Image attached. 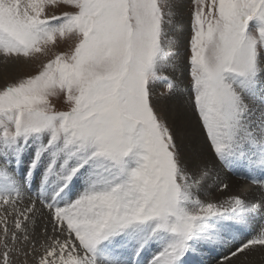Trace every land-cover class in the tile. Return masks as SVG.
I'll return each mask as SVG.
<instances>
[{
    "label": "snow or ice",
    "instance_id": "obj_1",
    "mask_svg": "<svg viewBox=\"0 0 264 264\" xmlns=\"http://www.w3.org/2000/svg\"><path fill=\"white\" fill-rule=\"evenodd\" d=\"M194 2L185 89L170 50L181 0H0L3 56L76 38L0 88V264L14 252L34 264H141L149 246L148 264H191L214 247L233 245L226 260L264 247V227L236 243L264 215V180H253L259 196L206 199L230 187L225 170L264 177V0ZM60 4L73 11H46ZM185 91L214 159L185 153L169 122ZM61 96L64 111L50 99Z\"/></svg>",
    "mask_w": 264,
    "mask_h": 264
},
{
    "label": "rangeland",
    "instance_id": "obj_2",
    "mask_svg": "<svg viewBox=\"0 0 264 264\" xmlns=\"http://www.w3.org/2000/svg\"><path fill=\"white\" fill-rule=\"evenodd\" d=\"M181 5L182 6L179 12V21L178 23L175 24L174 29L170 33V38L173 41V44L170 45V50L177 52L179 54V67L177 71L173 73L172 75H174L177 79L181 80L183 82V87L186 89L191 79L189 75V71H188L189 69L188 57L191 54L190 49H189V39L191 36L190 25H191L192 13L195 8V2L194 0H181ZM46 11L49 14L61 15L63 12L73 11V9L70 8L69 6L60 4L58 6H49V8ZM75 42H76V38L74 36H70L66 38L57 37L55 44H49L46 46V52L44 54H37L36 57L31 58V59L5 57L3 56V54H1L0 55V88L4 87L7 84L18 82L20 79L37 74L40 70H42L43 64H45L49 59L54 58L56 54L60 52H70ZM162 91H164L163 87H157V92H162ZM181 96L184 97L185 100H187L186 102H188L189 104L188 110H191L193 112L192 117L193 118L195 117V119L200 124L199 118L196 115V112L188 99L187 92L185 91ZM50 99H51L52 104L55 106L57 110L64 111V110H67L69 107L64 102L62 96L60 98L51 97ZM174 105L175 106L171 112L169 122L174 124V126L177 128L178 134H179L178 142L180 143L181 149L183 147L185 149V147H187V145L192 139L189 137V135H186V133L185 134L183 133V130L185 128H182L181 123L183 121L184 115H181L179 117L175 115V110H179V107L181 105H177L176 101H174ZM185 105L186 107L188 106L186 103ZM200 127L202 129L203 138H206L202 126ZM194 145L196 148L201 146L199 142L198 143L195 142ZM228 172L230 173V171ZM240 175L243 176V173H241ZM235 176L237 178V175ZM253 177L256 181H261V178H262V176H260L259 173L254 174ZM249 180L251 181V179ZM30 194L31 196L26 194V198H25L26 201L24 200L25 203L29 202V198L33 201L36 200V197H35L36 191L33 190L31 191ZM213 202L220 203L222 201L220 202L213 201ZM37 208L41 210L40 212L42 213V215L46 217V219H50V214L47 212V210L43 208L42 205L37 203ZM4 213H5V209L0 208V252L4 250L3 249V225H4V220H5ZM9 216H15L14 213H12L10 209H9ZM257 216L253 224H251L249 226V229H246V230H251L252 228L259 229L260 227H264V224L260 226L261 220L264 217V215H257ZM13 221L14 219L13 220L7 219V224H8L10 233L12 230H14ZM263 222H264V219H263ZM37 231L39 232V228H37ZM61 239H63V237H61ZM18 247L19 245H17V248ZM256 247L257 246H254L253 250ZM219 248L214 247L208 250L209 252L206 251L203 254L198 253L195 256L190 257L191 264H226L227 261L225 257L229 256L230 252L233 250H230L231 248L227 247L226 249L222 248L221 251H218ZM253 250H251V252ZM39 251L42 252V249H40ZM155 252H156V248L154 246H149L148 248H146L141 254V258H140L141 264H148V261L151 259V257L153 256ZM249 252L250 251H246L245 253L249 254ZM13 260H14V264H22V262L23 264H34L36 260V255L34 254L31 257H29L27 260H25L17 252H14ZM219 261L224 262V263H220ZM229 263L231 264L230 261Z\"/></svg>",
    "mask_w": 264,
    "mask_h": 264
},
{
    "label": "bare ground",
    "instance_id": "obj_3",
    "mask_svg": "<svg viewBox=\"0 0 264 264\" xmlns=\"http://www.w3.org/2000/svg\"><path fill=\"white\" fill-rule=\"evenodd\" d=\"M175 101L177 102V105H181L179 107V110H175V115L177 117L184 115L183 121L181 123L182 128H185L183 130V133L184 134L186 133V135H189V137L192 139L189 142V144L187 145V147H185V149H184V147L182 148L183 151L185 153H189L193 149H198V150L202 151L208 158L214 159L212 152H211V149L208 145L207 138H203L202 129L200 127L201 125L195 119V117L194 118L192 117L193 112L191 110H188L189 104H188V102H186L187 100H185L184 97L180 96ZM185 103L188 105L187 107H186ZM190 118H192V119H190ZM195 142L196 143L199 142L201 144V146L196 148L194 145ZM230 173H232V174H230ZM230 173L226 170L223 172V176L226 179V182L229 183L230 187L228 189H225L222 191L213 190L212 194L206 198L209 202H213V201L220 202V201L227 199L228 197H230L232 195H239L242 198L252 197L253 195L259 196V193H260L259 185L257 183H253L254 177L250 181L249 179L245 178L244 174H243V176H241L240 175L241 173L237 174L236 172H233V171H230ZM235 175H237V178ZM261 180H264V178L262 177ZM28 203L23 202V204L20 205V208L22 209ZM4 215H5V213H4ZM37 215H42V213L38 212ZM42 216H43L44 220H48V219H46V217L44 215H42ZM7 219L13 220V219H15V216H9L8 215ZM263 219H264V217L261 220L260 226H262L264 224ZM245 231L247 233H249V235L239 236L237 238L236 243H239L240 240L251 238V230H245ZM227 247L231 248L230 250H234V247L231 244L223 246L221 248H219V247H216V248H219L218 251H221L222 248L226 249ZM214 254H215V252H214ZM245 254H242L239 259L231 258L230 260H226V261H227V263H229V261H230L231 264H264V248L262 246H257L252 252L250 251L249 254L248 253H245ZM219 262L224 263L221 261H219Z\"/></svg>",
    "mask_w": 264,
    "mask_h": 264
}]
</instances>
